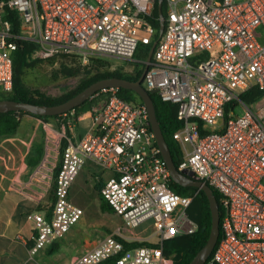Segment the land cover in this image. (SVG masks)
Returning a JSON list of instances; mask_svg holds the SVG:
<instances>
[{
	"label": "built area",
	"instance_id": "1",
	"mask_svg": "<svg viewBox=\"0 0 264 264\" xmlns=\"http://www.w3.org/2000/svg\"><path fill=\"white\" fill-rule=\"evenodd\" d=\"M158 1L0 0V85L12 89L11 53L18 40L33 41L51 55L75 56L82 64L98 54L133 61L139 45L153 41L151 16ZM162 3L163 33L151 60L144 51L138 61L147 64L142 85L177 104V168L191 169L220 193V234L209 263L264 264V0ZM10 12L18 20L16 31ZM116 90L92 95L98 100L90 129L62 148L50 215L28 213L34 223L31 252L62 237L82 215L70 188L87 160L110 172L100 193L125 229L149 220L157 241L126 248L123 241L138 237L117 227L73 264H162L163 240L198 228L186 212L191 197L170 185L146 106L122 99ZM60 115L71 123L75 111ZM45 125L46 152L61 148L64 134Z\"/></svg>",
	"mask_w": 264,
	"mask_h": 264
},
{
	"label": "crops",
	"instance_id": "2",
	"mask_svg": "<svg viewBox=\"0 0 264 264\" xmlns=\"http://www.w3.org/2000/svg\"><path fill=\"white\" fill-rule=\"evenodd\" d=\"M19 118L16 132L0 140V264H73L80 254L103 235L96 239L75 227V223L50 245L31 252L34 223L28 213L33 210L46 212V209H40L38 205L48 201L60 161L58 151L46 154L45 134L48 129L45 122H49L54 131L64 134L60 139L62 147L64 141V146L68 142L76 143L90 129L92 112L86 110L75 114L71 123L61 115L57 117L56 123L25 113ZM39 126L42 127V142L39 143L43 147L42 155L36 164L31 165L28 159L36 153L34 141ZM84 165L89 174L99 168L103 182L110 174L90 160ZM83 167L71 185L70 197L72 187L83 174Z\"/></svg>",
	"mask_w": 264,
	"mask_h": 264
},
{
	"label": "trees",
	"instance_id": "3",
	"mask_svg": "<svg viewBox=\"0 0 264 264\" xmlns=\"http://www.w3.org/2000/svg\"><path fill=\"white\" fill-rule=\"evenodd\" d=\"M164 6L165 4L162 3L163 15H165ZM8 16L12 20L13 30L16 31L18 29L17 17L13 14V12L12 13L10 12ZM151 20L153 27L155 29L152 39L154 40L158 36V29H159V15L156 5L153 9ZM151 43L146 46L142 44L139 45L141 49L142 48L144 49L143 51L146 52V55L149 51ZM37 47L38 44L33 41H29V40L17 41V47L11 53L12 89L10 95L7 96L6 98L20 100V101H27L32 103H40V104H55L66 100L67 98L71 97L72 95L80 91L82 88L87 86L89 83L99 78H103L107 76H118L130 80H136L139 78L144 68V64H140L141 67L137 70V73L134 76H125L120 73H112V74L101 73V74L89 75L87 79L76 89L68 91L67 93L61 94L57 97H53L43 94L40 90L36 88L31 89L27 87L23 79V74L25 73L27 68H29L34 62L32 61L31 56ZM252 91L256 93L259 92L257 86L254 87ZM116 92L118 96H120L122 99L126 101L132 102L136 105L143 104V101L140 98V96L131 89L119 87L117 88ZM151 97L154 103L156 117L160 124L162 133L169 145L173 161L176 167H178L180 162L182 161V151L179 143L176 140H174L172 137V133L176 129L182 126V121L177 117V104L171 101L161 99L158 93L156 92L152 93ZM242 98L245 100H250V98L247 97L246 95L242 96ZM97 100L98 99L95 96H91L85 99L80 104L73 107L72 109L75 111V114H79L86 110H91L92 106L97 102ZM24 113L33 115L35 117H39L43 120H47L49 118H55L60 115V114L51 115V116L35 115L22 110H18V111L9 110L5 112H0V140L3 137L12 135L16 132L20 123L19 117L21 114ZM64 144L65 141L62 143L61 150ZM35 149H36L35 155L28 159V162L31 165L36 164L40 160V157L42 155L43 147L41 144L36 145ZM170 185L178 195L184 197H188V196L191 197V200L186 208V212L191 218H193L197 222L198 228L196 229L195 232L190 234H181L164 239L162 243V253H163L162 264H188L189 261L194 257V255L198 252V250L207 241L211 227V209L208 198L201 189H198L193 185H181L173 181L172 179L170 181ZM212 189H213V194L215 195L218 202L219 213L221 217L223 213V208L220 202V193L216 189L214 188ZM52 203H53V195L50 193L48 201L45 204H39L38 208L46 209L45 214L46 216H49L51 213ZM100 208L103 211H111V212L114 211L111 205L102 197V195L100 198ZM123 242L126 248H131L138 245H150V246L155 245V243H150V242L149 243L148 242L144 243L139 241H123ZM169 256L171 257L170 263L167 262L168 261L167 257ZM211 257H212V253L207 258L206 264H216L214 262L209 263Z\"/></svg>",
	"mask_w": 264,
	"mask_h": 264
},
{
	"label": "rangeland",
	"instance_id": "4",
	"mask_svg": "<svg viewBox=\"0 0 264 264\" xmlns=\"http://www.w3.org/2000/svg\"><path fill=\"white\" fill-rule=\"evenodd\" d=\"M262 28L257 29V33ZM144 49L138 48L134 60H124L111 55L98 54L92 57L87 64H82L75 56L65 54H48L41 48L32 53L33 64L23 74L25 85L31 89H38L43 94L57 97L68 91L76 89L89 75L101 73H120L125 76H134L141 67ZM11 90H6L0 85V98H6ZM56 123L57 117L47 119ZM42 142V127H38L34 145ZM58 151L61 157V149L54 148L46 154ZM84 165L83 174L71 189V199L78 203L83 213L76 222L77 228L83 229L84 233H90L96 239L111 232L117 227L125 230L128 235H136L139 238L130 241L156 243L157 238L153 235L151 222L147 220L134 229L126 230L122 218L114 211H103L100 208V188L103 184L102 172L97 168L91 174ZM53 185L50 193L53 195ZM171 262V257H167ZM75 261V260H74ZM73 262V261H72Z\"/></svg>",
	"mask_w": 264,
	"mask_h": 264
},
{
	"label": "water",
	"instance_id": "5",
	"mask_svg": "<svg viewBox=\"0 0 264 264\" xmlns=\"http://www.w3.org/2000/svg\"><path fill=\"white\" fill-rule=\"evenodd\" d=\"M159 15V29L158 36L152 41L149 51L147 53L146 61H150L152 57L155 45L162 35L164 30V15L162 12V0L158 1L157 5ZM147 70V64H145L140 76L136 80H130L118 76H107L99 78L87 86L82 88L80 91L67 98L66 100L55 103V104H40L32 103L27 101L14 100L9 98L0 99V112L9 110H22L35 115H56L64 113L65 111L71 110L76 105L83 102L85 99L91 97L97 91L107 88H127L135 91L143 101L148 111L149 123L152 131L154 132L156 143L159 147L160 153L166 162L167 168L170 172V177L173 181L181 185H193L198 189H201L208 198L210 209H211V227L209 236L205 244L198 250L194 257L189 261L188 264H204L209 255L212 253L213 248L218 240L220 234V213L219 206L213 189L206 182L196 179L191 169H178L173 161L172 154L169 145L162 133L160 124L156 117L154 103L151 97L152 93L157 92V89H146L142 85V79Z\"/></svg>",
	"mask_w": 264,
	"mask_h": 264
}]
</instances>
